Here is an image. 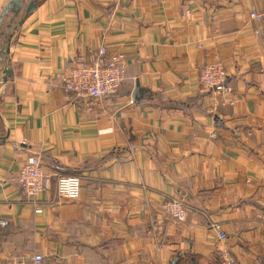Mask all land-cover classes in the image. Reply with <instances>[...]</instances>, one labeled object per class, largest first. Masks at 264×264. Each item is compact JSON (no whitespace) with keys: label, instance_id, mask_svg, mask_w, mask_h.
Instances as JSON below:
<instances>
[{"label":"crops","instance_id":"0c3cea01","mask_svg":"<svg viewBox=\"0 0 264 264\" xmlns=\"http://www.w3.org/2000/svg\"><path fill=\"white\" fill-rule=\"evenodd\" d=\"M37 5L0 61V263L264 264V21L249 15L264 0ZM100 46L124 57L118 92L94 103L65 92L77 57ZM213 62L233 105L200 89ZM28 160L46 177L36 214L16 180ZM55 173L80 178L78 200L58 201ZM171 199L182 224L161 211Z\"/></svg>","mask_w":264,"mask_h":264},{"label":"built area","instance_id":"2783aa9c","mask_svg":"<svg viewBox=\"0 0 264 264\" xmlns=\"http://www.w3.org/2000/svg\"><path fill=\"white\" fill-rule=\"evenodd\" d=\"M250 19L254 22L264 21V12L252 10ZM259 35L260 31H255ZM264 49V40H262ZM126 63L120 53H109L104 46H100L95 54L87 60L83 54L76 59V64L68 70L62 81L65 92L72 94L78 99H87L91 102H98L105 97H113L119 90L126 74ZM198 81L200 89L204 92L213 93L228 98L224 105H233L235 96L233 87L226 80L224 65L220 62H213L201 69ZM214 136L212 133L211 137ZM51 169L56 166L51 164ZM56 182V198L58 201L78 200L81 188L80 178L75 175L54 174ZM45 176L38 161L28 160L20 166L17 176V183L20 186L24 197L31 200L36 208L34 213H40L37 197L46 189ZM161 211L171 220L182 224L187 216L182 200L171 199L165 201L161 206ZM211 229L217 232L219 240L226 238L221 226L214 222L210 225ZM222 264H235L233 258L228 254L222 255ZM33 264H41L42 256L33 255L30 257ZM0 264H26L24 260L7 258Z\"/></svg>","mask_w":264,"mask_h":264},{"label":"water","instance_id":"95a60500","mask_svg":"<svg viewBox=\"0 0 264 264\" xmlns=\"http://www.w3.org/2000/svg\"><path fill=\"white\" fill-rule=\"evenodd\" d=\"M37 4H38V0H31L27 5H25L24 2L21 0H11L9 3H7V6L0 13V19L2 18L3 15L7 13L10 14L11 18L9 19L10 22L7 24V27L15 32L18 29V27L22 25V23L24 22L23 20L26 19L31 14V12H33L36 9V7L38 6ZM20 14H23L22 18L13 27L12 25L14 24V20ZM10 37L11 36L9 35L4 46L0 45V61H5V62L8 61L7 56L9 51L10 39H11ZM11 73H12L11 70L5 69L4 71L5 76L3 77L4 83L6 82L7 78L10 77ZM140 93H142V91L139 89L138 85H136V88L132 93V98L137 101L140 100V96H141Z\"/></svg>","mask_w":264,"mask_h":264},{"label":"trees","instance_id":"16d2710c","mask_svg":"<svg viewBox=\"0 0 264 264\" xmlns=\"http://www.w3.org/2000/svg\"><path fill=\"white\" fill-rule=\"evenodd\" d=\"M8 16H11V15L7 13V14L3 15L2 18L0 19V31H2L3 26H5L4 29H3V32H0V37H2L4 40H6V37L11 34V30H12V29H9L6 26V22H4V18H7ZM0 45L2 46L1 43H0Z\"/></svg>","mask_w":264,"mask_h":264}]
</instances>
